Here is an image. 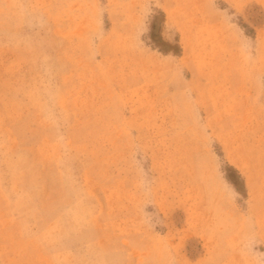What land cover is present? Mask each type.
Segmentation results:
<instances>
[{"label":"rangeland","instance_id":"obj_1","mask_svg":"<svg viewBox=\"0 0 264 264\" xmlns=\"http://www.w3.org/2000/svg\"><path fill=\"white\" fill-rule=\"evenodd\" d=\"M0 264H264V0H0Z\"/></svg>","mask_w":264,"mask_h":264},{"label":"trees","instance_id":"obj_2","mask_svg":"<svg viewBox=\"0 0 264 264\" xmlns=\"http://www.w3.org/2000/svg\"><path fill=\"white\" fill-rule=\"evenodd\" d=\"M155 29V26H153V30Z\"/></svg>","mask_w":264,"mask_h":264}]
</instances>
